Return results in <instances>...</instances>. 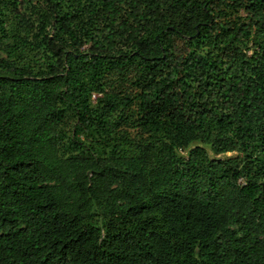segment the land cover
Returning <instances> with one entry per match:
<instances>
[{"label":"trees","instance_id":"16d2710c","mask_svg":"<svg viewBox=\"0 0 264 264\" xmlns=\"http://www.w3.org/2000/svg\"><path fill=\"white\" fill-rule=\"evenodd\" d=\"M0 52V264H264V0H0Z\"/></svg>","mask_w":264,"mask_h":264},{"label":"rangeland","instance_id":"374dc122","mask_svg":"<svg viewBox=\"0 0 264 264\" xmlns=\"http://www.w3.org/2000/svg\"><path fill=\"white\" fill-rule=\"evenodd\" d=\"M22 12H24V9L22 7L19 8ZM0 55H2V53L0 52ZM236 154L235 153H227V154H223V155H219L216 156L215 158H219V159H224V158H230V157H234ZM210 157H213L211 155V153H209Z\"/></svg>","mask_w":264,"mask_h":264},{"label":"water","instance_id":"95a60500","mask_svg":"<svg viewBox=\"0 0 264 264\" xmlns=\"http://www.w3.org/2000/svg\"><path fill=\"white\" fill-rule=\"evenodd\" d=\"M262 190H264V183H261Z\"/></svg>","mask_w":264,"mask_h":264}]
</instances>
